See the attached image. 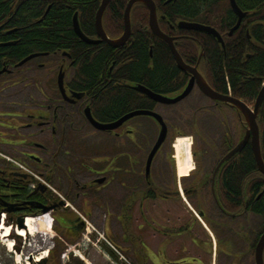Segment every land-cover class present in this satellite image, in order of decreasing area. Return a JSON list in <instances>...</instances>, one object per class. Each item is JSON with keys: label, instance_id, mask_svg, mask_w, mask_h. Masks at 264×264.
I'll list each match as a JSON object with an SVG mask.
<instances>
[{"label": "flooded vegetation", "instance_id": "1", "mask_svg": "<svg viewBox=\"0 0 264 264\" xmlns=\"http://www.w3.org/2000/svg\"><path fill=\"white\" fill-rule=\"evenodd\" d=\"M152 1L155 4L160 31L172 39L173 46L185 66L191 69L195 68L211 89L220 96L238 100L253 110L254 101L249 105L243 99L233 96L230 88L227 91H220L211 85L207 78L208 75L204 71L206 67H204L205 53L203 49L199 56L193 60L184 58L188 53L186 49L181 50L182 54L180 53L183 41L201 45L194 35L199 33L208 35L203 31L183 29L179 26L180 23H201L181 19L171 24L166 16L158 10L157 1ZM169 1L171 0L163 1V4L165 5ZM227 2L231 8L229 0ZM140 5L147 11L146 24L144 25L137 12L132 11V6L129 14L130 31L123 44L118 47L110 46L98 35L94 23L93 34H83L92 41L99 42L87 44L105 43L114 49H125L134 42L135 33L143 30L142 34H152L154 38L166 43L169 48L167 42L152 32L149 25V10L145 5ZM125 8L119 26L114 25L109 17L104 16L105 9L101 18L102 30L108 40L118 39L123 34ZM233 14L237 22L238 17L234 11ZM245 15L236 30L243 23ZM204 26L215 29L209 25ZM233 27L224 33L226 38L232 37L234 31L231 35L229 32ZM217 32L224 43L223 33ZM151 47L149 48L150 55H152ZM169 50L173 58L171 48ZM55 56H59L60 60L57 64L55 63L57 72L54 79V90L46 91L39 88L37 84L33 85L35 89L31 91L12 90L11 88L24 84V80L18 76L20 74L6 70L0 75V225H12L13 230L15 226L20 230L22 228L17 225L20 220L24 222L26 218H34L48 213L53 218V228L56 230V234L62 238L57 237L56 240L68 244L73 240L76 241L78 236L84 232L85 220H87L85 216L95 213L101 199L105 200L107 204L116 207L118 205L114 213L110 211L106 213L102 223L114 225L113 221L118 220L124 227L132 224V208L137 203L140 214L149 212V216L144 219V224H147L146 227H148L147 240L145 239L144 243L146 253L150 255V258L147 256L148 264H214L217 250L222 252L225 257L233 256V259H240L241 262L242 257L233 249L232 241L245 239L246 220L248 215L253 214L248 213L247 193L243 192L242 201L239 203L241 207L238 210H233L223 196L225 187L220 168L224 164L218 170L217 166L227 152L222 155L215 154L210 158L207 162L209 165H206L208 166L207 170L203 169L202 161L194 153L197 164L195 170L187 177H183L182 182H180V178H177L176 170L173 173L170 171L169 177L173 179L174 186H171L167 180L164 181L165 183L155 181L154 176H151L153 162L150 177L146 178L144 166L146 159L142 170L136 168L138 162L134 147L137 139L134 134L136 125L133 124L136 118L128 120L113 131L103 132L91 126L85 110L89 108L92 114V98L86 92L74 90L69 85L75 77V60L67 53H56ZM45 57L48 55L41 58ZM35 59L33 60L37 62L40 58ZM173 63L179 71L173 82L180 83L179 86L154 93L171 97L177 96L190 80L194 81L192 90L186 98L176 104L157 103L141 93L150 105L151 109L149 110L157 112L158 109H163L168 112L179 109L189 110L190 108L191 118L189 121H192L193 124L199 121L203 126H210L218 130V133L222 131L224 134L231 131V118H235L237 121L234 126L237 135L230 133L237 144L247 128L244 114L240 108L232 103L206 97L198 89L194 74L180 69L175 58H173ZM34 65L39 68L45 66L40 62ZM60 70L64 72L65 95L58 90L57 86V73ZM7 77L9 78L7 79ZM131 83L133 82H120L115 86L134 89L136 85ZM74 94H81V97L77 98V95ZM262 114L261 109L259 115L255 117L258 127ZM162 115L164 114L162 113ZM199 122L198 125L203 127ZM166 123L168 128H171L170 124ZM171 156L170 159H173L174 157L171 158ZM165 159L169 161V156L166 155ZM160 173L159 179L165 178V173L168 174L162 170ZM118 187L122 190H119ZM151 192H155L157 197L154 199L149 197ZM260 196L261 193L256 199ZM169 202L185 203L187 214L181 217H169L165 220L160 217L159 222L156 220L157 211L155 212V210ZM45 209H47L46 212H44ZM151 240L158 241L155 244L156 247H154V243L151 244ZM58 241L57 246L59 245ZM52 251L47 264L55 255L56 250ZM171 253L177 256L174 258Z\"/></svg>", "mask_w": 264, "mask_h": 264}, {"label": "trees", "instance_id": "2", "mask_svg": "<svg viewBox=\"0 0 264 264\" xmlns=\"http://www.w3.org/2000/svg\"><path fill=\"white\" fill-rule=\"evenodd\" d=\"M128 1L110 0L104 16L119 26ZM155 1L158 10L171 24L182 19L212 26L223 33L224 47L210 35L194 33L201 45L183 41L180 53L186 49L188 53L184 58L193 60L203 49L204 71L211 85L220 91L230 88L233 96L252 104L264 82V0H235L246 15L231 38H226L224 33L235 25L236 17L227 0H171L165 5V0ZM99 5L100 0H0V43L13 42L0 46V70L5 68L15 74L22 67L16 68L14 65L31 54H48L52 57L56 53H67L76 64L70 87L84 91L92 98L91 115L96 120L113 123L128 112L151 109L146 97L136 89L116 87L115 84L131 81L153 92L166 91L179 86L180 83L173 82L179 71L166 43L150 33L142 34V28L141 32L135 33L134 42L120 50L105 43L92 45L80 40L72 26L75 11L81 31L91 35ZM132 11L140 15L145 25L146 9L139 4L133 6ZM262 107L259 131L264 160V104ZM138 134L143 135L142 132ZM225 134L217 142L216 154H225L236 143L230 132ZM139 138L143 146L154 136L150 133ZM220 170L225 187L223 196L231 208L238 210L241 207L239 203L245 192L248 196V213L261 219V228L249 245L253 255V248L264 232V176L257 171L250 144L226 161ZM260 193L261 196L256 199ZM149 197L154 199L157 194L151 192ZM80 236L68 244H75ZM64 246L66 244L61 248L64 249Z\"/></svg>", "mask_w": 264, "mask_h": 264}, {"label": "rangeland", "instance_id": "3", "mask_svg": "<svg viewBox=\"0 0 264 264\" xmlns=\"http://www.w3.org/2000/svg\"><path fill=\"white\" fill-rule=\"evenodd\" d=\"M60 60L59 56H52V57H45V58H40L37 60L39 63H44L45 66L42 68L37 67L36 61H33L26 66L22 67L20 70H18L16 73L20 74L18 75L21 77V79L24 80L23 85H19L17 87L11 88L12 90L15 89H23V90H34L35 87L33 86L34 84L39 86V88H42L46 91L48 90H54V79L56 77V72H57V65L55 67V63ZM36 62V63H35ZM9 77H7L8 79ZM4 79V77H2ZM179 108H181L179 106ZM159 114L162 115V117H165V122H168L171 126L168 130V135L159 149V151L156 153L153 165H152V173L151 176L155 178L156 182H164L167 180V182L171 185L174 186L172 183L173 179H171L169 176L170 171H175V159H170L174 157V148H173V143L176 140L177 137L179 136H186L187 138H192V144H191V156H192V161L193 164H196V160L194 158V153L197 156L198 159L201 160L203 163V169L207 170L209 165L207 162L209 161L210 158H212L218 151L217 150V142H219V139L222 136V131L218 133V130L210 127V126H203L201 122H199L203 127H200L198 125V122L196 124H193L192 121H189L191 118V112L190 108L189 110L186 109H179V110H172V111H164L163 109L160 110L158 109ZM180 111V112H179ZM232 119V125H231V133L233 135L236 134V129H235V123L237 119L231 118ZM154 122V120L151 117L147 116H139L136 117L134 120V125H136L135 128V133L136 134V143H135V156L137 159L138 164L136 165L137 170H142L144 168V163L146 159V154L148 153L150 147H152L156 137H157V132L159 131V127L157 124L151 122ZM150 131V132H149ZM142 132L143 135H139L138 133ZM172 132L175 134L172 135ZM178 132L180 134H178ZM150 133L154 136L152 141L149 143L145 144L142 146L141 143V138L142 136H147L150 135ZM139 135V136H138ZM172 135V136H171ZM200 151H205L203 152L205 155L202 154ZM169 156V161L165 159V156ZM208 157V158H207ZM207 159V161H206ZM205 160V161H204ZM140 161V162H139ZM195 165L193 170H195ZM166 171L168 174L165 173V178L159 179L160 176V171ZM192 170V171H193ZM191 173V172H190ZM168 176V177H166ZM177 181V179H176ZM180 182H182V178H180ZM165 183V182H164ZM178 184V183H177ZM119 188V187H118ZM119 190H122L119 188ZM123 194V191H121ZM106 193V192H104ZM111 196V194H110ZM140 196V195H139ZM112 197V196H111ZM105 199H106V194H105ZM121 202V201H120ZM196 202V200H194ZM193 203V201H192ZM120 206V205H119ZM150 206V204H149ZM118 207V205H117ZM117 207L111 204L105 203V200H100L98 206L95 209V213L90 216H85L87 217L88 224L85 226L84 232L81 234L79 237V242H77L76 245H67L64 249L61 248V245H63V242L56 240L57 237H60L59 235L56 234V230L54 228L52 229V234L53 237L49 239L48 243L41 242L42 237L39 235H36L34 237L26 235V240L23 244L18 245L16 242L15 238H9L14 241L11 249L7 245V241L0 237V264H16V259L18 258L17 255L21 254L20 251H22L21 258L24 256H27L29 254L39 255L43 251L45 252L48 248L55 249V255L52 258L51 262L49 264H110V263H115L118 260V256L108 248V246L103 242V240L99 237V234L104 233V228H103V223L102 220H104V217L106 216V213L110 211L111 213H114L117 209ZM162 208L157 207L155 210L156 212V220L160 222V217H162L164 220L169 217H181L182 215H186V204L185 203H167L163 204L161 206ZM132 213H131V222H132V227H131V232L129 234L125 233V229L122 227L121 223L118 222V220L115 222L113 221V227H111V233H110V238L109 240L117 239L119 241V245L116 244V249L118 248V252L121 253V255L124 257L126 262L129 264H138V258L143 257V251H140V247L143 245L141 240L145 241L147 240V231L148 227L147 224H144L145 221L144 219L149 216V212H145V214H140L138 210L137 203L132 208ZM92 216V217H91ZM247 227H246V237L244 240H233L232 241V246L233 249L237 251L239 255H241L242 259L240 262V259H233V256L230 257H225V255L222 252H219L217 250L216 252V257L214 264H254L253 261V255L252 252L250 251V244L254 241L256 237V233L259 231L261 228V221L260 218H258L255 215H248L247 217ZM141 225V230H137ZM9 226V225H8ZM112 226V225H111ZM87 227V228H86ZM127 230V228H126ZM234 230V229H233ZM115 233V236H114ZM146 233V234H145ZM124 234V235H123ZM104 237H107L106 234L104 233ZM14 237V235H12ZM133 240V238H135ZM61 238V237H60ZM113 238V239H112ZM62 239V238H61ZM146 239V240H145ZM21 241V240H20ZM57 241H58V246H57ZM158 241H152L151 244L154 243V247H156V243ZM22 243V241H21ZM114 243V242H113ZM43 244V245H42ZM14 245H18L19 248H17ZM65 245V244H64ZM228 249V247H226ZM133 250L135 252H133ZM111 251V252H110ZM68 255L66 256V253ZM108 253V258L104 256L105 253ZM133 252V254L131 253ZM197 254V252L195 251ZM148 258H150V255L147 254ZM172 257H176L177 255H174L171 253ZM23 260V259H22ZM208 261V258H207ZM116 264H125L124 262L122 263L121 261H118ZM213 264V263H212Z\"/></svg>", "mask_w": 264, "mask_h": 264}, {"label": "water", "instance_id": "4", "mask_svg": "<svg viewBox=\"0 0 264 264\" xmlns=\"http://www.w3.org/2000/svg\"><path fill=\"white\" fill-rule=\"evenodd\" d=\"M110 0H101V3L99 5V8H97L98 10L96 11L95 14V28L96 31L98 33L99 36H101L102 39H104L105 41H107V43L112 46V47H118L119 45L123 44L125 42V40L127 39L128 35H129V31H130V24H129V14H130V10L132 8V6H134L135 4H143L145 5L148 10H149V25L151 27L152 32L157 35L158 37H160L161 39H163L165 42L168 43V45L170 46L169 48H171L172 53H173V58H175L178 66L180 69L185 71H190L194 74V78H196V82L198 84V89H200L205 95L206 97H210L211 99H217V100H222L223 102H228V103H232L233 105L237 106L238 108H240V110L242 111V113L244 114L245 120H246V124H247V128H245V132L244 134L241 136V139L239 140V142L231 149V151H229L227 154H225L223 156V158L221 159V162L218 164L217 166V170L218 168L225 163V161L229 160L230 158H232L233 156H235L236 154L240 153L241 150L249 143L252 153H253V157L257 166V171H259L263 176H264V160L262 159V154H261V148H260V132H259V127L257 125L256 122V118L259 113L261 112L262 106L264 104V84L261 85L260 90L258 91L257 96H255V100H254V105H253V110H250V108L245 105L244 103L232 99V98H227V97H223L220 96L219 94H217L216 92H214L211 87L207 84V82L205 81V79L203 78V76L198 73V71L193 68H188L187 66H185V64L183 63L182 59L179 58V54L177 53V51L175 50L173 43H172V39L168 38L165 34H163L159 27H158V23H157V15H156V9H155V4L152 0H129L125 11H124V32L121 35L120 38L115 39V40H108L106 38V35L104 33V30H102V16L104 14V11L108 5ZM235 0H229L230 2V6L232 8V10L234 11V13L236 14V16L238 17L237 22L235 23V26L230 30L229 34L231 35L233 31H236V29L238 28V26L240 25L241 19L244 17L245 13H243L236 5V2H234ZM18 8V5H17ZM49 9V6L47 8V10ZM47 10H45L47 12ZM78 17H77V13L75 11L73 17H72V26H73V30L75 32V34L78 36V38L86 43H97L99 41H92L91 39H89L87 36H85L83 34L82 31H80V26H79V22H78ZM181 28L183 27V29H188V30H198V31H203V33H207L208 35H211L212 37H214L217 42L224 47V43L223 40L221 38L220 35H218L219 33L208 26H204L201 24H196V23H189V22H181L179 25ZM13 44V42H9V43H0V46H6V45H11ZM42 54H31L27 57H25L23 60H21L19 63H17L16 67H20L22 65H25V63H27L28 61L40 56ZM6 71V69H2L0 70V75L2 73H4ZM64 72L62 70L59 71L58 76H57V86H58V90L65 95V89H64ZM193 78V79H194ZM194 85V81L190 80L188 82V84L186 85V87L183 89V91L174 97H170V96H165V95H161V94H156L154 92H152L151 90H149L148 88L142 86V85H137L134 86V89H136L138 92L144 94L145 96H147L148 98H150L151 100L157 102V103H161V104H176L179 101H181L183 98H186V96L190 93V91L192 90ZM77 95L76 97L79 98V96L81 97V94H74ZM85 114L86 117L88 119V121L91 123V126H93L95 129L100 130V131H113L114 129L120 127L123 123L127 122L130 119H134V117H139V116H147V117H151L155 123H157L158 127H159V131L157 132V138L152 146V148L150 149L149 153L147 154V158H146V163H145V177L149 178L150 176V170H151V165L153 162V159L156 155V153L159 151V149L161 148V146L163 145V143L165 142L166 138H167V132H168V128L166 123L164 122L162 116L154 111L151 110H135L132 112H129L125 115H123L122 117H120L119 119L109 122V123H102V122H98L97 120H95L93 118V116L91 115V111L89 108H86L85 110ZM47 209H45L44 212H46ZM19 228H25V223L23 221L20 220L19 224H17ZM30 264H46L47 263V259L43 258L41 259L39 262H34L33 259L31 257H29L28 259ZM254 264H264V232L260 235L255 248H254Z\"/></svg>", "mask_w": 264, "mask_h": 264}, {"label": "bare ground", "instance_id": "5", "mask_svg": "<svg viewBox=\"0 0 264 264\" xmlns=\"http://www.w3.org/2000/svg\"><path fill=\"white\" fill-rule=\"evenodd\" d=\"M191 139L187 138L186 136H179L173 143V148L175 151V161H176V170L179 176H186L189 172L193 169V161L191 156ZM49 217L47 214H43L42 217L38 219L34 218H27L25 221L24 229H21L18 235L22 237V235H30L32 237L39 235L42 237L41 242L43 244L48 243L49 239L53 237L52 230L49 227L50 222L48 221ZM47 220V221H44ZM12 229L8 226H2L0 228V237L2 236L3 239L7 241L8 247L11 249L14 241L9 239V235H11ZM42 244V245H43ZM45 252L41 253L40 255H35V260H39L42 257H45ZM18 256V255H17ZM23 259V260H22ZM26 258H18L16 259V264H29Z\"/></svg>", "mask_w": 264, "mask_h": 264}, {"label": "crops", "instance_id": "6", "mask_svg": "<svg viewBox=\"0 0 264 264\" xmlns=\"http://www.w3.org/2000/svg\"><path fill=\"white\" fill-rule=\"evenodd\" d=\"M111 227H113V225L111 226V225H109V224H103L104 233L106 234V236H107L108 238H110V233L112 232V231H111ZM138 229H139V228H138ZM114 236H115V233H114ZM112 239H113V238H112ZM111 241L114 242L115 245H116V244L119 245V241H117V239H116V240L113 239V240H111ZM141 250L143 251V257L141 256V257L138 258V261H139L138 264H148V261H147V253H146V250H145L144 246L142 247ZM133 252H135V251L133 250ZM133 252H131V253L133 254ZM104 256H105L106 258L109 257L107 252L104 254ZM85 264H87V262H86ZM110 264H113V263H110ZM114 264H116V263H114Z\"/></svg>", "mask_w": 264, "mask_h": 264}, {"label": "built area", "instance_id": "7", "mask_svg": "<svg viewBox=\"0 0 264 264\" xmlns=\"http://www.w3.org/2000/svg\"><path fill=\"white\" fill-rule=\"evenodd\" d=\"M33 256V254H31Z\"/></svg>", "mask_w": 264, "mask_h": 264}]
</instances>
